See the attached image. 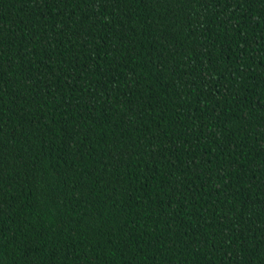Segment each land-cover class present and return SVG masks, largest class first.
<instances>
[{"label":"trees","instance_id":"trees-1","mask_svg":"<svg viewBox=\"0 0 264 264\" xmlns=\"http://www.w3.org/2000/svg\"><path fill=\"white\" fill-rule=\"evenodd\" d=\"M0 264H264V0H0Z\"/></svg>","mask_w":264,"mask_h":264}]
</instances>
